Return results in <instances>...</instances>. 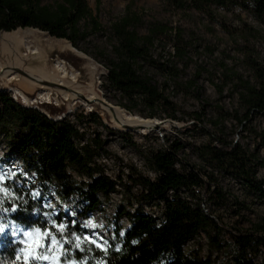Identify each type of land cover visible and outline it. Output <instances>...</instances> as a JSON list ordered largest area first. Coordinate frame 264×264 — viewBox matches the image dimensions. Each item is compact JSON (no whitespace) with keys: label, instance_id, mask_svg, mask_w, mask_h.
Masks as SVG:
<instances>
[{"label":"trees","instance_id":"16d2710c","mask_svg":"<svg viewBox=\"0 0 264 264\" xmlns=\"http://www.w3.org/2000/svg\"><path fill=\"white\" fill-rule=\"evenodd\" d=\"M160 1L178 12H198L210 21L217 20L220 11L242 10L260 24V29L244 25L241 32L247 39H257L264 29V0ZM141 23L142 16L128 5L126 13L111 24L116 44L115 58L108 63L109 84L123 98L147 108L148 117L161 114L178 119V106L145 67L154 68L167 80H177L182 72L178 63L172 59L160 61L152 50L158 44L170 43L174 56L185 64L192 43L185 39L182 28L156 22L141 34ZM222 25L232 37L238 35L226 23ZM30 27L65 39L75 48L91 31L102 30L88 0H59L53 5L43 4L42 0H0V33ZM245 64L252 82L241 81L239 98L247 121L253 112L264 113V55L261 58L246 52ZM218 113L217 126L231 115L221 108ZM189 114L195 127L199 125L200 114ZM90 117L101 122L97 113ZM234 117L241 125L244 123L243 118ZM85 137L69 119L51 118L37 107L25 106L8 92L0 91V141H5L7 149L4 158L18 159V170L7 172L0 167V174L6 177L0 185V207L19 204L28 208L27 212L8 215L40 235L35 243L21 236L24 243L17 244H12L7 233L0 236V264H41L45 256L53 255L54 248L57 264H257L264 250V222L245 232L227 226L215 211H207L203 205L204 201L214 207L228 205L229 195L220 186L217 171L242 180L264 195V180L257 179L255 159L239 143L218 137L215 144L201 146L199 157L211 168L210 172L206 168H187L179 157L183 145L173 141L147 157L155 179L130 167L128 180L124 181L107 176L96 161L100 152H107L101 134L88 141ZM261 139L264 145L263 135ZM119 185L128 192L127 196L133 189H141L133 197L139 201L161 202L163 215L155 218L143 208L132 212L120 205L108 237L100 233L94 238L99 226L92 222V214H106L101 195L109 200ZM128 204L134 206L132 201ZM5 215L0 212V216ZM124 217L130 222L126 228L121 222ZM61 224L66 226L61 229ZM87 225H93V229H87ZM46 231L50 235H45ZM202 234L207 237V256L203 255L201 243L186 249Z\"/></svg>","mask_w":264,"mask_h":264},{"label":"rangeland","instance_id":"374dc122","mask_svg":"<svg viewBox=\"0 0 264 264\" xmlns=\"http://www.w3.org/2000/svg\"><path fill=\"white\" fill-rule=\"evenodd\" d=\"M58 2L59 0H42L43 4L49 5ZM88 4L102 26V30L91 31L85 40H80L78 48L73 46L76 50L69 48V41L52 37L46 31L43 32L32 27L19 28L15 30L20 34L18 39L7 43L6 46L0 45V67L19 66L21 68L19 72L24 76H31V72H33L36 75H32V78L41 76L38 79L56 81L63 76L62 72H58L56 64L64 60L66 65L64 62L63 64L69 72L74 71L75 74H80L78 87L86 89L84 86L86 82H92L90 77L94 72L91 65L94 64L96 71L94 74H98L99 86H101L99 94L105 101L124 108L132 116L158 120L161 125L154 131L146 133H138L126 128L120 131L108 125L105 117L98 111H90L84 102L73 99L71 95L68 96L67 101H61L58 104L51 103L43 106L32 104L31 106L37 107L42 112L48 111L49 114L44 113L56 120L69 119L85 133V141L93 139L97 133L101 134L107 152H100L96 161L100 163L105 174L114 179L128 180L127 175L130 167H134L144 176L155 179V173L151 169L147 157L154 151L166 149L173 141L183 145L179 157L185 162L187 168H206L211 172V168L206 167L204 160L199 157V149L207 143L215 144L218 137H222L229 142L239 143L248 154L253 156L257 179L258 181L264 180V145L261 139V135L264 136V113L253 112L250 118L244 121L245 109L239 98L241 81L252 82L251 72L245 64L246 52H252L261 58L264 55V29L262 28L263 32L257 35V39H247L241 31L245 28V24L255 29H260V24L239 9L231 12L220 11L218 19L210 21L198 12H178L170 9L160 0H88ZM128 5L131 6V10L142 16V23L138 27L141 34L146 33L153 23H168L173 27L182 28L185 39L192 43L188 49V58L185 59V64L174 56V50L170 43L166 46L158 44L152 50L160 61L172 59L178 63L182 72L177 80H167L154 68L145 67L153 81L178 106V119H167L161 114L153 118L148 117L147 108L140 103H133L127 98H123L120 92L109 84L108 63L115 58L114 46L116 44L112 38L111 24L126 13ZM222 23L237 30L238 35L234 37L229 35ZM15 31L1 32L0 37L3 34L15 33ZM71 50L77 51L79 55ZM38 79L37 81H40ZM22 81L26 85L36 82L25 77ZM61 81L69 83L70 77L61 79L59 82ZM191 82L196 85L189 87ZM0 84L2 89L14 98L13 90L15 89L8 88L5 79L0 80ZM10 85L21 88L31 99L43 91L34 84L26 88L20 81H14ZM46 91H51L55 96H58V99H62V95L55 90L48 88ZM18 102L28 106L21 99H18ZM124 104L130 109L126 108ZM44 106L46 107L44 108ZM219 108L231 115L220 121L217 126L215 121L219 116ZM93 113H97L101 117V122L90 117ZM189 113L200 114L201 121L196 127L195 120ZM234 115L243 118L244 123L241 125ZM1 152H7L3 139L0 141ZM2 158L1 164L15 163L18 160L14 156L7 158L3 156ZM181 166L180 164L179 167ZM216 174L220 186L228 193L230 200L228 205L216 207L204 201L205 209L215 211L227 226H235L245 232L251 231L257 224H262L264 222V195L232 175L222 171H217ZM140 190L135 188L127 196L128 192L119 185L118 192L113 193L109 200L101 195L106 214L100 212L92 214V222L98 223L99 226L95 231L94 238L100 233L104 234L106 229H110L120 205H126L132 212L140 207L155 218L162 217L163 207L159 206L161 202L148 203L133 198L140 193ZM181 194L187 196L185 192ZM131 201L134 206L128 204ZM121 222L124 223L125 228L130 225L127 217H124ZM87 229L92 230L93 225H87ZM202 235L201 239L189 242L186 249L196 248L201 243L203 255L207 256L209 254L207 237ZM39 236L37 231H31L26 239L35 243L39 240ZM56 253L57 249L54 248L53 255L45 256L41 264H57ZM256 263L264 264V250L257 258Z\"/></svg>","mask_w":264,"mask_h":264},{"label":"bare ground","instance_id":"6f19581e","mask_svg":"<svg viewBox=\"0 0 264 264\" xmlns=\"http://www.w3.org/2000/svg\"><path fill=\"white\" fill-rule=\"evenodd\" d=\"M20 36L18 31H15V33L12 34H3L0 37V45L2 46H6L7 43L15 41L16 39H18V37ZM69 48L76 50L73 45L69 42L68 43ZM14 48V47H13ZM70 50V49H69ZM75 52V54H78L77 51H73ZM79 55V54H78ZM87 57V56H86ZM64 62V64L66 65L64 60H61ZM58 61V62H61ZM57 62V63H58ZM63 62L56 64V68L58 70V72H62V77H60V79H56V81H51V80H45L44 78H42V80L38 79V77L41 78V76H36L35 78H28L26 76H23L19 71L21 70V68L19 66L13 67V66H9L7 68L4 67H0V78L4 77V78H8L9 82L12 81H20L21 84L23 86L30 87L32 84L37 85L38 88H40V90H43L42 92H40L38 94V96H36L35 98H30L26 95L25 92H23L22 90L18 89L19 91V95L17 90H13L15 93L14 99L16 100V102H18V99H21V101L25 104L28 105V107H32V104H39V105H47V104H58L61 103V101L64 100H68V96L70 95L71 89H73L74 94H71L73 99L75 100H81L82 102H84V104H86L89 108L90 111H98V113L100 115H102L103 117H105V120H107V124L110 125L113 128H116L117 130L123 131L125 130V127H130L131 129H133L135 132H141V133H146V132H152L154 131L155 128L159 127L161 125V122H159L158 120H151V119H143L141 117H135L132 116L130 114H128V112L126 110H124V108H120L117 107L107 101H105L104 98H102L101 94H99L100 92V87L99 86V76L98 74H94L95 71V66L94 64L91 65V69L94 72L93 76L90 77L92 79V82H86V85H84L86 87V89H83L81 87H78L77 83L79 82V75L80 74H75L74 71L69 72L68 69L66 68V66L63 64ZM90 65V64H89ZM32 75H36L35 73L31 72ZM80 73V72H79ZM66 75H68L67 77H65ZM70 75V76H69ZM23 77L36 81L35 83H31L29 85H26V83H24L22 81ZM44 77V76H43ZM68 77H70V81L69 83H64L63 81L59 82L61 79H67ZM46 78V77H45ZM40 80V81H37ZM66 81V80H65ZM97 81V82H96ZM68 82V81H66ZM50 83H55L57 84L58 88H55V90L63 93L62 95V99H58V96H55L54 93H52L51 91H46V89H48L49 84ZM71 84V85H69ZM77 85V86H76ZM68 87V89L70 90H65L63 87ZM83 86V87H84ZM0 90H4L1 87L0 84ZM82 95L86 96V100L82 99ZM24 105V104H23ZM26 106V105H25ZM46 106H44L45 108ZM46 114H49L48 111H44ZM5 155L4 152L0 153V160L1 158ZM0 167H4L7 172L10 171V169H15L18 170V165L10 162V163H4L1 164L0 162ZM90 226V225H89ZM103 233V232H102ZM109 233H108V229H106L104 234H101L102 237H108ZM89 237V236H87Z\"/></svg>","mask_w":264,"mask_h":264},{"label":"snow or ice","instance_id":"6c2138e0","mask_svg":"<svg viewBox=\"0 0 264 264\" xmlns=\"http://www.w3.org/2000/svg\"><path fill=\"white\" fill-rule=\"evenodd\" d=\"M6 177L0 174V185H3ZM2 203V202H0ZM28 208L22 207L19 204H11L8 208L0 207V212H4L5 216H0V236L7 233V235L11 238L12 244L24 243L21 239V236L27 237L30 234V231H37L36 229H30L25 225L18 223L16 220L11 219L8 214L17 213V212H27ZM32 212H35L36 209H31ZM66 225L61 224L58 227L63 229ZM45 235H50L47 231Z\"/></svg>","mask_w":264,"mask_h":264},{"label":"water","instance_id":"95a60500","mask_svg":"<svg viewBox=\"0 0 264 264\" xmlns=\"http://www.w3.org/2000/svg\"><path fill=\"white\" fill-rule=\"evenodd\" d=\"M22 74V73H21ZM23 75V74H22ZM24 76V75H23ZM26 77H28V78H31L32 77V75L31 76H26ZM2 79H5L6 80V82L8 83L7 85H8V88H10L11 90H13V89H20V90H22L21 88H18V87H15V86H13V85H10V84H12L14 81H12V82H9L8 81V78H4V77H1L0 78V80H2ZM16 81H18V80H16ZM49 86L50 87H48V88H51V89H53V90H55V88H58V86H57V84H55V83H50L49 84ZM54 87V88H53ZM63 87V86H62ZM65 90L67 89V90H69L68 89V87H63ZM23 91V90H22ZM58 94H60V95H63V93H61V92H59V91H57V90H55ZM70 91V90H69ZM75 91V90H74ZM74 91H73V89H71V92H70V95L71 94H74ZM23 92H25V91H23ZM53 93V92H52ZM69 95V96H70ZM72 96V95H71ZM29 97V96H28ZM82 97V99L83 100H86V96L85 95H82L81 96ZM126 129H131L130 127H125ZM133 130V129H132Z\"/></svg>","mask_w":264,"mask_h":264},{"label":"built area","instance_id":"2783aa9c","mask_svg":"<svg viewBox=\"0 0 264 264\" xmlns=\"http://www.w3.org/2000/svg\"><path fill=\"white\" fill-rule=\"evenodd\" d=\"M17 92H18V95H19V91L17 90Z\"/></svg>","mask_w":264,"mask_h":264}]
</instances>
